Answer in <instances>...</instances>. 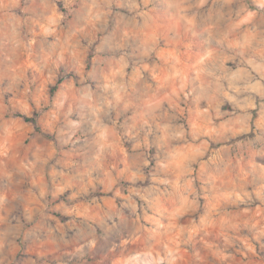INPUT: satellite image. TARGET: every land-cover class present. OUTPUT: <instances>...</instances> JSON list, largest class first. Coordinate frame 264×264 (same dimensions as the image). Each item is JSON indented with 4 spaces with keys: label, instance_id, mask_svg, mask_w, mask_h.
I'll return each instance as SVG.
<instances>
[{
    "label": "rangeland",
    "instance_id": "obj_1",
    "mask_svg": "<svg viewBox=\"0 0 264 264\" xmlns=\"http://www.w3.org/2000/svg\"><path fill=\"white\" fill-rule=\"evenodd\" d=\"M0 264H264V0H0Z\"/></svg>",
    "mask_w": 264,
    "mask_h": 264
},
{
    "label": "trees",
    "instance_id": "obj_2",
    "mask_svg": "<svg viewBox=\"0 0 264 264\" xmlns=\"http://www.w3.org/2000/svg\"><path fill=\"white\" fill-rule=\"evenodd\" d=\"M56 88V87H54ZM19 117L23 118L26 122H30V123H33L35 125V129L37 131H39L37 125H36V119L34 117H25V116H22V115H18Z\"/></svg>",
    "mask_w": 264,
    "mask_h": 264
}]
</instances>
